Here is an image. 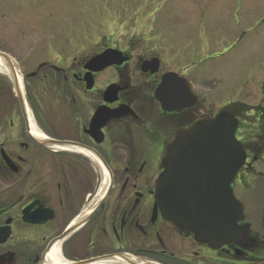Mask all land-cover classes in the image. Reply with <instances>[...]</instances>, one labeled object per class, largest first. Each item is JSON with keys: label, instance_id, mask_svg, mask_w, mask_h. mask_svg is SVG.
<instances>
[{"label": "flooded vegetation", "instance_id": "1", "mask_svg": "<svg viewBox=\"0 0 264 264\" xmlns=\"http://www.w3.org/2000/svg\"><path fill=\"white\" fill-rule=\"evenodd\" d=\"M76 4L0 0L27 107L14 92L0 105V264H264V63L217 92L208 55L240 44L241 24L202 29L197 49L158 29L88 36L68 29ZM221 112L245 153L231 188L249 199L239 237L211 246L166 225L155 184L174 134Z\"/></svg>", "mask_w": 264, "mask_h": 264}, {"label": "water", "instance_id": "2", "mask_svg": "<svg viewBox=\"0 0 264 264\" xmlns=\"http://www.w3.org/2000/svg\"><path fill=\"white\" fill-rule=\"evenodd\" d=\"M94 61L107 66L108 53ZM12 85L22 104L17 81L12 79ZM235 129V120L219 113L214 118L198 119L174 135L156 181L155 203L162 208L166 225L175 232L192 234L210 245L239 237L237 223L242 221L243 205L235 199L230 185L245 154L234 137Z\"/></svg>", "mask_w": 264, "mask_h": 264}, {"label": "rangeland", "instance_id": "3", "mask_svg": "<svg viewBox=\"0 0 264 264\" xmlns=\"http://www.w3.org/2000/svg\"><path fill=\"white\" fill-rule=\"evenodd\" d=\"M70 2L71 4L76 2V6H81V11L84 10L79 15L77 14L79 11L76 13L74 10V5L69 8L71 14L68 29L71 32L83 31L88 36L115 35V28L120 33L124 29H147L151 31L150 34L158 29L161 33L173 34L180 43L191 44L192 48L197 49L198 35L202 29H209L211 33L222 35L233 29L236 36L239 34L237 25L241 24L243 41L240 44L235 45L228 53L220 47L208 54L219 76L215 82V91L225 86L226 82L231 83L235 78L243 79L244 70L241 66L246 69L248 66L257 69L264 63V0H152L150 2L149 0H70ZM41 6V3L36 4L37 9ZM24 8H28V5L24 4ZM202 14L205 18L204 16L202 18ZM36 15L35 11L34 16ZM0 25V52H9L10 40L4 25ZM17 34H20L18 30L15 31V35ZM219 67L222 69L219 70ZM21 71L23 72L22 69ZM259 80L260 78L257 81L250 80L246 91L253 89ZM251 84L254 86L251 87ZM12 92L9 78L0 74V105L11 98ZM220 95V100L226 98L222 90ZM247 194L258 196V190H251ZM237 197L240 202L245 203H247L246 199H249L241 194H237Z\"/></svg>", "mask_w": 264, "mask_h": 264}, {"label": "bare ground", "instance_id": "4", "mask_svg": "<svg viewBox=\"0 0 264 264\" xmlns=\"http://www.w3.org/2000/svg\"><path fill=\"white\" fill-rule=\"evenodd\" d=\"M8 63V62H7ZM9 65H3V60L0 58V74L8 76L10 79H14L19 82V86H21V76L19 74L18 69L12 63H8Z\"/></svg>", "mask_w": 264, "mask_h": 264}]
</instances>
